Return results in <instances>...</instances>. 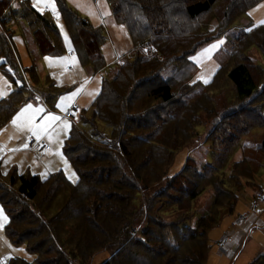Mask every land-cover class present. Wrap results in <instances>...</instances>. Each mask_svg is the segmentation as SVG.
<instances>
[{
	"label": "trees",
	"instance_id": "trees-1",
	"mask_svg": "<svg viewBox=\"0 0 264 264\" xmlns=\"http://www.w3.org/2000/svg\"><path fill=\"white\" fill-rule=\"evenodd\" d=\"M262 1H224L221 6L220 0H109L116 22L130 36L133 58L118 64L111 79L103 77L89 123L100 121L112 133L95 140L73 124L64 153L78 175L76 182L62 171L46 178L14 170L3 179L0 173V185L7 187H0V203L8 213L9 240L36 254L35 264H92L104 251L110 256L101 264H207L211 231L235 213L245 182L254 181L264 166V142L242 146L241 160L228 166L241 138L264 126V81L239 56L246 38L261 39L264 48V25L226 42L216 54L219 67L208 84L192 82L199 68L189 58L220 34L209 30L203 36L206 24L201 28L200 20L213 13L217 21H231L243 8ZM55 3L81 63L103 70L105 26H94L66 0ZM12 4L0 0V69L17 83L21 64L12 43L15 32L7 26ZM19 4L21 15L40 25L32 27L37 57L30 52L33 64L24 68L38 82V56L62 55L64 38L57 23L40 14L32 0ZM222 77L232 86L234 100L208 115L211 161L188 158L181 171L168 177L175 154L198 137L191 124L197 126L199 117L193 113L204 108L196 111L188 102L203 91L221 93ZM19 86L0 99V130L24 101L23 91L29 87L25 81ZM82 111L79 121L87 116ZM226 169L231 172L227 177ZM210 190L213 199L200 212L197 201ZM140 221H147V228L137 226ZM7 264L34 263L16 257ZM252 264H264V255Z\"/></svg>",
	"mask_w": 264,
	"mask_h": 264
},
{
	"label": "rangeland",
	"instance_id": "rangeland-1",
	"mask_svg": "<svg viewBox=\"0 0 264 264\" xmlns=\"http://www.w3.org/2000/svg\"><path fill=\"white\" fill-rule=\"evenodd\" d=\"M105 1L107 6L111 8L109 0ZM224 1L233 4L232 1L237 0H220L219 5L223 6ZM49 9V12L46 11V8L43 12H41L36 8V10L40 14L45 15L46 17H48V19H53V17H56V19L59 18L57 6L56 10L58 16L52 12L51 8ZM72 9L75 10L79 14V16L87 18L88 20L90 19L86 14L82 13L83 8L73 7ZM246 9L248 8H243V12L231 21H229L228 19H225L223 22L217 21V19H214L213 13L209 14L208 16L204 17V19L199 21L201 28L203 24H206V27H204V32L206 33H202L203 36H208L209 30H213L214 34H216L217 32H219L220 34L217 35L218 37H216V39L205 45L189 58L199 68L198 74L192 81L193 83L198 85H205L212 81L219 67V64L216 60V54L226 44V42H228L230 39H235L237 36L239 37L244 35L245 31L250 32L247 30L249 28H251L252 31L256 26L264 25L260 23V21H264V0L248 9V11ZM12 10H20L19 5H16L14 3V5L12 6ZM21 13L22 11H20V14L17 13L14 17L11 16L12 24L10 22L7 26L15 32L12 36V43L19 57V63L21 64V66H24H22V68H29L33 64L30 52H33V54L35 55L34 52L37 50V45L34 43V33L32 29L37 28L40 25L36 24L29 17H24L23 15H21ZM249 13H251V15H249ZM97 18L98 17L96 15L91 14V19H94L96 21ZM226 21H228V23L226 24H228L229 26L224 27L222 24ZM56 23L59 26L64 38L63 40L66 49L64 53L56 57L50 56V59L48 60L45 59L46 57L42 60V57L38 56L36 65L40 79L38 80V82L33 81L29 77V75H27L28 73H26V71L21 70L20 73L16 75V77L18 78V82L15 83L12 78L4 72V70L0 69V91H3L5 93V95L3 96L5 98L11 91L18 89L20 87L19 85L23 84L25 81L27 82L29 89H25L23 91L24 101L20 106H18L19 109L16 114L27 104L31 103L34 107H41L44 109V111L39 113L35 119V124L38 126V128L40 125H43L45 123L46 117L49 114L56 115L60 117L61 120H67L69 122L70 126L67 129L63 128L61 121L55 122L50 127H48L46 131H40V138H51V142L49 140V143L51 144L53 149L50 152L49 156H47L50 159L49 170H52L54 168L58 169L59 171H62L64 173L68 180L76 182L78 179V175L73 168L69 158L64 153L65 140L67 139V137L69 136V132L73 128V123H76L79 128L84 129L89 134V136L92 139L94 138L95 140H103V138H105L104 140H106L111 135V128L106 124L100 121L97 122V125H92V123H89L91 122L90 116L92 115L91 103L100 92L103 77L111 79L118 70V64H123L125 62V58H130L131 54H129V52L132 48V42L130 39L123 40V42L120 41L119 43L115 40L112 44L113 37L111 34L110 36L112 37V39H107V45H105L103 48L104 55L106 56L107 60V65L100 72H96L92 70L90 66L82 64L79 60L78 55L74 51L71 37L63 21L60 20L58 22L57 19ZM115 23L117 22L115 21ZM108 26L109 24L107 25V27ZM105 34H107L108 36L107 32H105ZM219 41H223V43L218 44ZM261 41V39L257 37L254 38V36L252 39H244L242 42L243 49H241L242 51L240 52L239 56L242 62L253 66L256 70L257 75L259 76V79L261 81H264V48L261 45ZM213 44H218V47L211 49V45ZM123 47H127L126 50L128 51L118 53V51L120 52V49H122ZM206 49L211 50L206 52ZM36 57L37 56L35 55L33 58ZM132 58L133 56L130 58V60ZM205 80H207L208 82L205 83ZM52 84H54L55 86V91L49 89ZM221 84L223 85L221 93L208 94L203 91L202 97L200 95V97H196L195 99H192L188 102L190 105H194L196 107V111H198V107L200 106L204 108L199 112L193 113V115L198 114L199 117L194 122V124H196L197 126L191 124L192 130H195L198 137L192 142L190 140L188 146L175 154L174 161L169 167L168 177H171L181 171L188 158L195 159L196 161L200 162L211 161L210 147H213L214 144L212 142H207V135L210 129L209 121H211V119H208V115L210 117V113L212 112V110H214L215 107L223 105L227 102L230 104L232 100H234V91L227 79L222 77ZM78 88L82 89L79 95H77L72 101L66 103L68 104V110L73 105L77 104L79 108L83 110V113L86 112L87 116L85 117V119L82 117V121L68 119L65 116L68 110L64 111L61 107H57V105L61 102V97L68 96ZM35 94L41 96L43 98L42 100L44 101L41 102L42 100H39L40 103L37 102V95ZM3 97H0V99ZM16 114L12 117V119L16 116ZM12 119L0 130V141L4 142L8 140L7 143L4 142L7 146L9 145V142L13 140L17 147H23L21 143V137L23 135H26L30 131H28L27 129L19 130L15 128L11 124ZM263 142L264 126H259L252 129L248 134L241 138L239 149L233 156L232 160L228 162V166H230L234 161L241 160L243 154L242 146L244 147L245 145L248 147H258L262 145ZM57 153H59V155ZM61 156L63 157V159L61 158ZM45 159H37V161L39 160L38 163L42 162L41 164H46L49 161H46ZM65 160L67 161V165H65L64 163ZM223 172L224 176L226 175V177L231 173L229 169H226ZM73 173L75 175H72ZM42 177L44 178V176ZM247 183L245 182V185ZM161 185L164 186L165 184L162 183ZM0 187L7 189V187L3 185H0ZM153 190L154 189L147 191V195L153 194L155 192V190ZM242 193L240 194L237 207L245 200ZM212 194L213 193L211 190L205 192L197 201L196 209L200 210L201 212L203 209H201L200 206L202 204H208L210 201H212ZM233 217L234 214L226 215L221 220L220 225L214 228L209 235L211 241H219L225 234L229 232L228 230H226V227L228 226L227 223L231 221ZM137 226H140L142 228H144L145 226V228H147V221H140L137 223ZM229 227L230 226H228V228ZM258 230L253 233L252 237L251 235L249 236L255 243H250V246L245 251V253H243L244 251L242 252V257H239V264H252L255 261L254 259L258 257L256 256L255 258H253V260L249 261V258L253 255L254 250L257 253L260 251L257 250V248L260 247L261 249V242L264 245V234L263 232H259ZM212 244L214 246L213 253H216V255L220 256L219 248L217 246L215 247V242H213ZM13 250L16 257L25 259L35 264L37 255L29 252L26 249L25 245H18ZM261 254L264 255V250L261 251ZM109 256L110 253L108 251L101 252L94 258L92 264H101L106 259H108ZM221 257L227 258L230 262L234 260V258H231V256L225 254H223V256H220V258ZM75 264H77V262H75Z\"/></svg>",
	"mask_w": 264,
	"mask_h": 264
},
{
	"label": "crops",
	"instance_id": "crops-1",
	"mask_svg": "<svg viewBox=\"0 0 264 264\" xmlns=\"http://www.w3.org/2000/svg\"><path fill=\"white\" fill-rule=\"evenodd\" d=\"M20 2L21 0H13L12 6L14 5V3L20 6L19 4ZM66 2H68L69 6L72 8L73 7L83 8L82 13L86 14L90 18L89 21L93 25L96 24L94 26L104 25L107 29L106 32L108 33V39L111 40L113 37L112 44L115 40L116 42L119 43L120 41L123 42V40L130 39V36L125 26L119 23H115L116 20H114L112 10L109 6H107L105 0H99V1L98 0L97 1L96 0H66ZM20 11L21 10L11 9L10 11L12 12L11 16L14 17L17 13L20 14ZM46 11L49 12L50 9L46 8ZM91 14H94L98 17L96 21L94 19H91ZM57 19H58V22L60 20L63 21L60 15H59V18ZM57 19L56 17H53L54 22H56ZM103 21L105 22V24ZM108 24L109 26L107 27ZM111 34H112V37L110 36ZM126 49L127 47H123L122 49H120V52L118 51V53H123L124 51H128ZM45 57H50V55L43 56L42 60ZM22 66H21V70H24ZM42 99L43 98L41 96L37 95V100H36L37 102L40 103L39 100H42ZM43 101L44 100H42L41 102ZM28 134H33V133L28 132L26 135H23L21 137V143L23 147H17L13 140H11L9 142V145L7 146H6V143L8 140L4 141L6 143L0 141V173L3 179L7 178L10 175V173L14 170H16L18 174H27V173L38 174L41 177L44 176V178L48 177L50 174L59 172V170L55 168L52 170H49V167H50L49 160L50 159L47 156H49L53 147L51 146L50 152L45 156V158L47 157L46 159L41 158L49 162L46 164L45 163L41 164L42 162L38 163L39 160L37 161L38 157H37L36 152L25 147ZM48 140H50L51 142V138H49ZM263 167L261 168L258 175L256 176V179L254 181L248 182L245 185V188L242 193L244 195L245 200L238 207H236L237 209L234 213V217L232 218L231 221L227 223V225L230 226L229 228L228 226L226 227L227 228L226 230L229 231L227 235H229L231 238V241L227 245L228 250L232 252L235 250L236 245L240 246V250L236 252L235 254L236 256L234 258L235 261L232 260L230 262L227 258H224V257L220 258V256H223V254L219 252L220 256H218L216 255V253H213V249H214V246H213L212 252L210 253L207 264H229V262L230 264H239L238 263L239 257H242L243 255L242 252L244 251L243 253H245V251L249 248L250 243H255L253 242V240H251L249 236L251 235L252 237L253 233L256 232V230L258 229H260L258 230L259 232L261 231L264 234V202H259L257 206H254L252 203L260 191L264 192ZM0 209L3 210V215L7 217V221H5L3 223V227L0 228V264H7L11 258H16V256L14 255V250H13L16 247V245H14L9 240L8 236L6 235L5 226L9 218H8L7 211L5 210L4 206L1 203H0ZM240 216L243 217V220L240 223H237V220ZM213 242H215V247H216L218 241L212 240V243ZM261 244H262L261 249L260 247L257 248V250H260V251L257 253L254 250L253 255L249 258V261L253 260V258H255L256 256L260 257L262 255L261 251L264 250V245L262 242ZM257 258H255L254 260H256Z\"/></svg>",
	"mask_w": 264,
	"mask_h": 264
},
{
	"label": "snow or ice",
	"instance_id": "snow-or-ice-1",
	"mask_svg": "<svg viewBox=\"0 0 264 264\" xmlns=\"http://www.w3.org/2000/svg\"><path fill=\"white\" fill-rule=\"evenodd\" d=\"M33 6L36 7L41 12L44 11L45 8H51L52 12L58 16L57 10H56V4L55 0H33ZM251 15V13H249ZM260 23L264 24V21H260ZM248 31H251V28L247 29ZM223 41H219L218 44H222ZM218 44L211 45V49H214L218 47ZM211 49H206L205 51L208 52ZM46 60L50 59L49 57L45 58ZM208 81L205 80V83ZM80 91L82 89L78 88L76 91L70 93L68 96L61 97L60 104L57 105V107H61L64 111L68 110V104L66 102L72 101L77 95H79ZM5 93L3 91H0V97H3ZM44 109L41 107H34L33 104L29 103L25 107H23L16 116L12 119L11 124L19 129H27L28 131L32 132L34 135H36V138L39 140L40 138V131H46L48 127H50L52 124H54L57 121H61V124L63 125L64 129H67L70 125L67 120H61L60 117L56 115L49 114L46 117L45 123L43 125H40L39 128L35 124V119L37 115L41 112H43ZM27 147V145H25ZM59 155V153H57ZM63 159V157L61 156ZM65 165H67V161H64ZM72 175H75L74 173ZM71 178V177H69ZM7 221V217L3 215V210L0 209V228L3 227V223Z\"/></svg>",
	"mask_w": 264,
	"mask_h": 264
},
{
	"label": "built area",
	"instance_id": "built-area-1",
	"mask_svg": "<svg viewBox=\"0 0 264 264\" xmlns=\"http://www.w3.org/2000/svg\"><path fill=\"white\" fill-rule=\"evenodd\" d=\"M80 112H81V109L79 108L77 104H75L68 110L65 116L68 119L78 121L80 117ZM26 145L28 149L36 152L38 159L45 158V156L51 150V144L49 143L48 139L39 138L38 140L36 136H34L33 134H28ZM259 202H264V192L263 191H260L257 194L256 198L253 200L252 203L254 206H257ZM242 220H243V217L240 216L237 220V223H240ZM230 241H231L230 236L226 234L217 242V247L219 248L220 253L229 255L231 256V258H235V254L236 252L240 250V246L236 245L235 250L231 252L227 248V245Z\"/></svg>",
	"mask_w": 264,
	"mask_h": 264
}]
</instances>
